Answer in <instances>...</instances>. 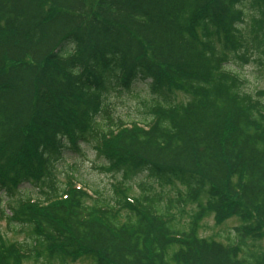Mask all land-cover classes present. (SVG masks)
Returning <instances> with one entry per match:
<instances>
[{"label": "trees", "instance_id": "obj_1", "mask_svg": "<svg viewBox=\"0 0 264 264\" xmlns=\"http://www.w3.org/2000/svg\"><path fill=\"white\" fill-rule=\"evenodd\" d=\"M249 63L264 71V0H0V219L25 235L0 233V264H264V89H244ZM140 80L150 119L115 121L108 94ZM89 143L120 176L109 197L72 172L60 184ZM139 175L151 183L132 195ZM210 215L239 224L202 237Z\"/></svg>", "mask_w": 264, "mask_h": 264}, {"label": "rangeland", "instance_id": "obj_2", "mask_svg": "<svg viewBox=\"0 0 264 264\" xmlns=\"http://www.w3.org/2000/svg\"><path fill=\"white\" fill-rule=\"evenodd\" d=\"M243 73L247 77L248 83L244 88L246 91L253 92L259 89H264V71H258L256 64L249 63L243 67ZM154 96L149 91L148 84L145 81H136L129 89H124L120 92L113 91L107 96V104L109 113L115 121L123 120L125 122L138 121L143 122L150 119L147 114V105H149ZM173 99L176 102L186 101L187 98L184 94L176 92ZM264 99V98H263ZM100 159L93 148V144H84L81 147L80 153H75V155L67 154L64 156L63 160L59 165V179L60 184L65 182L66 174L72 172L73 179L80 183L82 186H86L91 192L98 191V193L105 197L111 196L113 184L117 179L120 178L119 175H114L99 169ZM144 181L147 184L151 182L147 179H143L142 175L132 178L129 181L131 185L130 193L132 195H137L139 193V188L137 183ZM24 191H31L33 189L28 184L22 186ZM154 191L162 190L168 196H174V189L167 187H159L153 184ZM98 193H96L98 195ZM0 207L5 206L6 198L3 196L1 198ZM239 224L236 218H230L222 222L221 224L215 223L212 216L206 217L201 224L199 235L202 237H213L221 240H225V237L229 236L233 232V228ZM0 233L7 238L22 240L25 235L13 234L4 219H0ZM259 246H264V240L258 242ZM73 264H88L86 261H78Z\"/></svg>", "mask_w": 264, "mask_h": 264}]
</instances>
